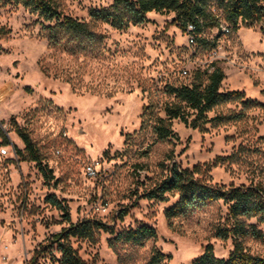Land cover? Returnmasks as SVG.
<instances>
[{"label":"rangeland","instance_id":"374dc122","mask_svg":"<svg viewBox=\"0 0 264 264\" xmlns=\"http://www.w3.org/2000/svg\"><path fill=\"white\" fill-rule=\"evenodd\" d=\"M46 1L60 20L0 0V264H60L52 239L69 222L50 196L68 205L73 223L105 225L95 242L72 239L88 264H155V249L166 257L157 264H193L208 245L228 258L232 240L216 236L228 218L223 201L169 222L165 212L179 195L168 202L142 195L175 165L198 167L195 177L211 185H264L263 25L235 29L223 22L229 33L205 29L192 44L175 13L151 12L143 24L115 29L91 17L112 10V0ZM64 17L89 23L95 37L62 33L60 45L51 46L50 28ZM209 66L224 73L221 92L240 91L245 98L217 106L200 128L173 120V134L158 139L152 125L176 100L170 88H204ZM17 129L36 145L49 180ZM2 148L15 153L3 155ZM89 166L96 176L87 175ZM142 225L157 238L127 241ZM244 246L264 257L260 241L247 238Z\"/></svg>","mask_w":264,"mask_h":264},{"label":"trees","instance_id":"16d2710c","mask_svg":"<svg viewBox=\"0 0 264 264\" xmlns=\"http://www.w3.org/2000/svg\"><path fill=\"white\" fill-rule=\"evenodd\" d=\"M19 5L39 14L47 21L60 20V13L46 0H11ZM112 10H96L91 13L92 20L110 24L115 29L127 28L130 24L140 25L147 21L151 12L159 14L175 13L183 22L184 31L189 23L197 26V32L219 26V19L214 8L221 14L228 25L237 29L240 24H262L264 27V0H112ZM124 12V13H123ZM59 29L62 30L59 32ZM71 34L76 38L91 33L89 23L78 21L71 17H64L56 27L50 28L49 42L53 47L60 45L59 36ZM207 77L204 88L193 85H183L170 88V94L175 96V102L165 106L166 118L155 117L152 125L153 133L160 140L168 139L172 133V121L180 120L192 128H200L209 120L207 115L217 106L243 100L245 94L240 91H220L225 78L223 71L217 68L212 74L203 72ZM252 105L250 102L245 106ZM192 112V113H191ZM194 115V118H192ZM192 118V119H191ZM30 160L35 162L46 180L50 179V170L43 164V159L36 145L26 132L17 129ZM10 143L5 140V145ZM17 153L20 150L15 147ZM195 167L193 171L175 165L169 170V176L150 191L144 193L142 198L168 202L170 196L179 195L178 202L165 212L167 220L184 216L189 211L200 209L210 203L223 201L228 206V218L223 226L216 230V236L223 240H232L234 250L228 258H219L215 255L212 245H208L204 253L193 264H264V257L251 254L244 246V240L252 238L264 245V231L258 225H264V185H230L218 186L207 184L196 178ZM48 202L63 211L69 226L55 234L52 243L57 245L61 253L60 264H88L74 248L72 239H84L95 242L97 234L104 230V224L90 220L73 223L70 219L69 207L55 196L48 197ZM252 219L256 224L250 223ZM127 241L141 243L149 238H157L156 231L142 225L131 230L125 236ZM40 254L37 253L35 258ZM159 250H154L152 262L157 264L165 259Z\"/></svg>","mask_w":264,"mask_h":264},{"label":"built area","instance_id":"2783aa9c","mask_svg":"<svg viewBox=\"0 0 264 264\" xmlns=\"http://www.w3.org/2000/svg\"><path fill=\"white\" fill-rule=\"evenodd\" d=\"M216 15H217V17H218V19H219V24H220V25H219V26H216V27H213V28H209V30L212 31V32H214L215 30H222V31H225V32L229 33V32H230V29H229L228 27H226V26L223 25V22H225V21L222 19L221 14L218 12V13H216ZM186 32H187L188 35H189V41H190L192 44H194V43L196 42L197 34H199V33L197 32V26H196V24L193 23V22L189 23ZM202 32H203V31H202ZM202 32H201V33H202ZM214 70H215V69H212V67L209 66V67H207V68L204 70V72H207L208 74H212ZM183 73H184L185 75L187 74L186 71H184ZM9 152H10V151L8 150V148H2V150H1V153H2L3 155H8ZM11 152L13 153L14 151L11 150ZM11 152H10V153H11ZM14 153H15V152H14ZM86 172H87V175H89V176H91V177L96 176V172H95V170L93 169L92 166L87 167Z\"/></svg>","mask_w":264,"mask_h":264}]
</instances>
